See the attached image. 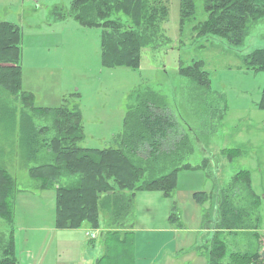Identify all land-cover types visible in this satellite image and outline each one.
<instances>
[{"label": "rangeland", "instance_id": "1", "mask_svg": "<svg viewBox=\"0 0 264 264\" xmlns=\"http://www.w3.org/2000/svg\"><path fill=\"white\" fill-rule=\"evenodd\" d=\"M162 1L167 6V18L162 24L161 36L158 35L154 47L142 49L135 69L102 67V29L79 25L69 15L71 0H17V6L0 1L4 5L0 6V21L11 22L21 30L23 76L32 79L39 93L48 97L54 95L58 83L67 93H73L70 97L75 98L84 113V130L92 136L78 143L79 147L116 148L117 141L113 140L122 132L127 107L136 101V95L152 91L163 98L178 130L187 135L192 149L184 163L199 167L206 160L209 167L178 172L171 199L160 197L158 192L137 193L128 221L134 223L137 231L159 230L169 214L174 213L182 230L189 232L179 235L187 251H180L174 264H190L188 257L196 251L195 247L202 250L208 237L196 232L199 227L204 230L213 224V192L227 187L231 177L246 170L251 174L253 191L260 197L264 195V112L257 108L264 87V72L247 70L243 64V57L256 49H264V16L251 24L242 46L231 47L223 39L197 36L192 32V27L205 19L200 3L196 5L194 17L181 26L180 0ZM54 12L64 16L55 19ZM117 18L128 24L124 16L111 17ZM198 61L208 73L210 91H203L191 79L179 74L180 68ZM32 69L36 70L33 77ZM35 122L38 126L44 125L39 118H35ZM224 149H239L242 156L227 161L221 154ZM3 162L16 180L18 190L13 218L15 257L18 264H33L39 257L36 255H41L36 247L46 238L44 233H35L33 228L49 224L54 193L35 189L36 182L29 177L18 157L9 156ZM236 188L228 196L230 201L237 207L247 208L246 194ZM193 192L206 193L212 200L198 205L191 199ZM30 214L40 219L32 221ZM258 217L259 226L264 229V198L258 208ZM156 236L136 235L135 263H155L159 254L163 257L167 251L164 238L160 234ZM8 238L9 225L0 219L2 248H6ZM30 238L39 239L29 244ZM222 239L227 252L241 250L251 254L257 246L255 238L249 234H236L235 237L227 234Z\"/></svg>", "mask_w": 264, "mask_h": 264}, {"label": "trees", "instance_id": "2", "mask_svg": "<svg viewBox=\"0 0 264 264\" xmlns=\"http://www.w3.org/2000/svg\"><path fill=\"white\" fill-rule=\"evenodd\" d=\"M198 3L205 19L194 25L192 32L223 39L231 47L242 46L251 24L264 16V0H180L181 26L194 17ZM52 15L55 19L64 16L57 12ZM69 15L83 27L102 29L103 68L135 69L142 49L154 47L161 36L167 6L162 0H71ZM115 15L124 16L128 24L111 19ZM21 41L17 26L0 23V219L9 225L7 246L0 245V264H16L10 227L17 185L3 162L9 156L18 157L27 168L36 182L35 189H53L55 226L60 229H76L83 224L98 229L100 214L106 225H119L132 215L136 192L158 191L172 198L178 172L209 167L206 160L199 167L184 163L185 156L192 153L188 137L178 130L163 98L152 91L138 93L136 101L127 107L116 148L79 147L84 135L77 102L69 101L71 109L68 101L57 108H40L31 94L21 90ZM243 64L247 70L264 72V49L243 57ZM179 74L203 91H210L202 62L180 68ZM10 98L13 101L9 102ZM257 108L264 112V87ZM35 118L44 125H36ZM238 150L224 149L221 154L232 161L242 156ZM61 182L64 185H58ZM236 187L246 194L247 208L230 201L228 196ZM192 198L199 205L212 200L203 192L194 193ZM211 198L214 220L208 228L213 231L205 234L208 237L202 246L206 264H264V238L257 232L261 200L250 187V173L237 172L228 186L213 192ZM169 219L174 220L173 213ZM224 233L253 236L255 251L227 252Z\"/></svg>", "mask_w": 264, "mask_h": 264}, {"label": "crops", "instance_id": "3", "mask_svg": "<svg viewBox=\"0 0 264 264\" xmlns=\"http://www.w3.org/2000/svg\"><path fill=\"white\" fill-rule=\"evenodd\" d=\"M0 1L6 3L7 5L10 4L11 5L14 4V6L18 5L16 3L17 0H0ZM34 2H36V0ZM3 3H0V6H4ZM1 22L15 25L11 22L0 21V23ZM20 67H21V62H20ZM32 70H33L32 73V77H33L35 76L36 70L34 69ZM23 72L24 71L21 67V90L33 96L34 104L37 107L51 109V108L60 107L67 101H75V98L70 97L73 96V93H67L65 89H62L59 86V83L55 87L56 92L54 95L51 94L48 97L47 95L39 93V90L34 86L32 79L30 80L29 77L24 78ZM79 109L82 118V132L84 135L83 140L90 137L92 138V136L87 135L86 130H84V124H83L84 113L80 106ZM113 141H115V139ZM87 149H92V148H87ZM250 187L253 191L251 174H250ZM48 190H51L54 193L53 189L38 190V191L44 192ZM140 192L142 191L135 193L133 197V206H134L136 194ZM149 192H158V191H149ZM253 193L256 196H258L255 191H253ZM160 194H161L160 197L164 199H171V198H165L162 195V193ZM192 194H191V199L194 201V199L192 198ZM16 195L17 194H15V199H16ZM262 198H264V195H261L260 200ZM53 199H54V210L49 224L43 227L37 226L33 228V231L35 233H44V237H46L36 247L38 253H41V255H36L39 257L37 261L33 264H45V263L70 264L69 262H72V264H137L135 263L133 256L134 243L137 234H142L146 236L157 234L156 237H159L158 234H160L161 237L164 238V244L166 245L165 249H167V251L163 254L162 258L159 257L160 254L158 255L155 263L149 262L144 264H174V261L177 260L176 255L179 254L180 251L183 252L187 251L184 250L185 242L183 240L182 241L180 240L179 235L189 232L182 230V224L176 221L178 220L176 216H174V220L170 221L169 218L172 212L169 214L167 221L164 222L162 228L159 230L143 229L141 231H137V229H135V226L133 225L134 223L130 224L128 221L131 216L127 217L126 220L119 225L108 226L105 224L103 220V216L101 214L99 215L102 216V218L101 220H99L100 228L98 229H92L87 224H83L76 229H60L55 226V194ZM173 204L175 203L173 202ZM173 208L174 206L171 207V211L173 210ZM29 217L30 219H32V221H38L40 219L35 214H30ZM200 228L201 227H199L198 229L199 231L197 230L198 232L196 233H202L203 235H205L207 232L213 231L211 230V228L208 227H206V229L204 230H200ZM257 232L258 235H260V237L264 238V229H261V226L258 227ZM10 233L13 239V234H14L13 221L10 227ZM90 234L94 235L95 238L91 239ZM237 234L242 235L243 233H237ZM223 235H227V233L222 234V236ZM36 239L32 240L30 238V240L29 241L27 240V242L30 244L31 242H34ZM13 248L15 253L14 239H13ZM188 259L190 261V264H195V263L197 264L198 262H202L203 264L204 261H205L204 264L207 263L206 252L203 248L202 250L196 249V251H193L191 254V258L188 257ZM15 260H16V264H18V260L16 259V257Z\"/></svg>", "mask_w": 264, "mask_h": 264}, {"label": "built area", "instance_id": "4", "mask_svg": "<svg viewBox=\"0 0 264 264\" xmlns=\"http://www.w3.org/2000/svg\"><path fill=\"white\" fill-rule=\"evenodd\" d=\"M31 1H35V0H31ZM90 238L93 239V238H95V236L90 234Z\"/></svg>", "mask_w": 264, "mask_h": 264}]
</instances>
